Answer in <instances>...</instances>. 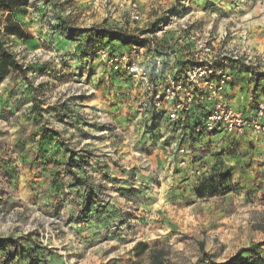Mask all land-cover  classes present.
I'll list each match as a JSON object with an SVG mask.
<instances>
[{
	"label": "rangeland",
	"instance_id": "1",
	"mask_svg": "<svg viewBox=\"0 0 264 264\" xmlns=\"http://www.w3.org/2000/svg\"><path fill=\"white\" fill-rule=\"evenodd\" d=\"M127 1L29 0L13 13L28 38L6 46L28 81L0 76V264H129L138 241L171 264H222L239 249L264 257V132L213 136L181 173L175 138L142 128L137 97L99 55L112 38L93 29H141L117 7ZM135 1L151 24L185 0ZM189 7L195 27L246 39L252 60L233 64L231 103L264 98V0ZM206 177L212 189H200Z\"/></svg>",
	"mask_w": 264,
	"mask_h": 264
},
{
	"label": "built area",
	"instance_id": "2",
	"mask_svg": "<svg viewBox=\"0 0 264 264\" xmlns=\"http://www.w3.org/2000/svg\"><path fill=\"white\" fill-rule=\"evenodd\" d=\"M117 7L141 29L126 45L113 42L112 50L101 49L99 55L124 79L125 94L137 97L135 114L142 128H158L164 138H175L171 148L179 169L188 167L196 146L213 136L264 132V98L240 109L227 95L233 88V64L252 60L245 37L238 45L227 29L216 35L195 27L189 0L174 3L151 24L137 1Z\"/></svg>",
	"mask_w": 264,
	"mask_h": 264
},
{
	"label": "trees",
	"instance_id": "3",
	"mask_svg": "<svg viewBox=\"0 0 264 264\" xmlns=\"http://www.w3.org/2000/svg\"><path fill=\"white\" fill-rule=\"evenodd\" d=\"M28 4L29 0H0V76H5L10 71H18L19 74L24 76L26 81H28L25 70L16 60L12 50L6 46L7 37L14 36L22 39L28 38L27 33L19 21L15 20L13 17V13L15 11L21 7L27 6ZM93 31L98 39L108 38V36L110 39L112 38V41L109 45L110 50H112V43L116 42L115 40L121 41L123 43L121 45H126L131 41L130 36H122L121 33H117L116 31L99 28H95ZM66 166L64 169H66ZM211 171H215V168L213 169L211 167L209 173ZM207 178L208 177H206V179L200 183V189L205 186L212 189V184H209L211 183L209 179H212ZM206 182L208 185H205ZM263 244L264 243H259L258 246ZM249 252V249H239L230 255L222 264H264L263 256L260 254L252 256V254ZM133 255L134 260H132L129 264H171L164 258L166 252L162 246L151 247L143 241L136 242L133 248ZM33 256H36V254H33Z\"/></svg>",
	"mask_w": 264,
	"mask_h": 264
},
{
	"label": "crops",
	"instance_id": "4",
	"mask_svg": "<svg viewBox=\"0 0 264 264\" xmlns=\"http://www.w3.org/2000/svg\"><path fill=\"white\" fill-rule=\"evenodd\" d=\"M220 21H226V19H224V18H221V20ZM220 24H222V23H220ZM241 25H242V27H241ZM251 26H252V28H253V26L254 25H248V28L250 27L251 28ZM245 27H247V25H245V24H237L236 25V30L234 31V33H236L237 34V39L239 38V36L241 37L242 36V34L244 33V32H247V30L245 29ZM241 28V29H240ZM249 28V29H250ZM262 28H264V25H262ZM242 30V31H240V30ZM244 36H242V38H243ZM238 41H239V39H238ZM240 42V41H239ZM230 92H232V93H235L236 92V90H234V89H232V90H230ZM243 139H241L240 141H242ZM259 145H261V143L259 144ZM180 172L181 173H186V174H188L189 172H190V169H188V168H182V169H180ZM179 174V173H178ZM184 178V179H183ZM181 180L183 181L182 182V185L185 187L186 185H188V184H192L193 183V178L191 177V176H186V177H183Z\"/></svg>",
	"mask_w": 264,
	"mask_h": 264
}]
</instances>
